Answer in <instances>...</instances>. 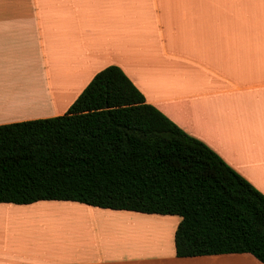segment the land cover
Segmentation results:
<instances>
[{"label":"crops","instance_id":"1","mask_svg":"<svg viewBox=\"0 0 264 264\" xmlns=\"http://www.w3.org/2000/svg\"><path fill=\"white\" fill-rule=\"evenodd\" d=\"M107 65L264 194V0H0V124L64 113ZM172 216L1 202L0 264H262L177 257Z\"/></svg>","mask_w":264,"mask_h":264},{"label":"trees","instance_id":"2","mask_svg":"<svg viewBox=\"0 0 264 264\" xmlns=\"http://www.w3.org/2000/svg\"><path fill=\"white\" fill-rule=\"evenodd\" d=\"M40 200L178 215L177 257L250 253L264 264V194L117 65L64 113L0 124V203Z\"/></svg>","mask_w":264,"mask_h":264},{"label":"rangeland","instance_id":"3","mask_svg":"<svg viewBox=\"0 0 264 264\" xmlns=\"http://www.w3.org/2000/svg\"><path fill=\"white\" fill-rule=\"evenodd\" d=\"M250 178H252V177H250ZM246 179V178H245ZM247 180V179H246ZM248 181V180H247ZM254 186V185H253ZM255 187V186H254ZM256 188V187H255ZM257 189V188H256ZM172 217H176L178 220H179V218H178V216H172ZM172 246H173V240H172Z\"/></svg>","mask_w":264,"mask_h":264},{"label":"bare ground","instance_id":"4","mask_svg":"<svg viewBox=\"0 0 264 264\" xmlns=\"http://www.w3.org/2000/svg\"><path fill=\"white\" fill-rule=\"evenodd\" d=\"M6 82H7V81H6ZM29 85H30V84H29ZM32 85H33V84H32ZM32 85H31V86H32ZM34 85H35V84H34ZM34 85H33V86H34ZM38 85H39V84H38Z\"/></svg>","mask_w":264,"mask_h":264}]
</instances>
